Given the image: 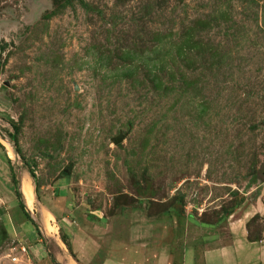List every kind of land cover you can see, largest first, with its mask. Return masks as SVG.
I'll return each mask as SVG.
<instances>
[{
	"label": "rangeland",
	"instance_id": "374dc122",
	"mask_svg": "<svg viewBox=\"0 0 264 264\" xmlns=\"http://www.w3.org/2000/svg\"><path fill=\"white\" fill-rule=\"evenodd\" d=\"M63 1L0 0V176L9 156L23 192L35 171L42 252L87 225L95 262L120 244L206 264L236 212L262 238L264 0ZM11 190L0 264H40Z\"/></svg>",
	"mask_w": 264,
	"mask_h": 264
},
{
	"label": "crops",
	"instance_id": "0c3cea01",
	"mask_svg": "<svg viewBox=\"0 0 264 264\" xmlns=\"http://www.w3.org/2000/svg\"><path fill=\"white\" fill-rule=\"evenodd\" d=\"M11 178L12 175L10 166L9 163H7V168L4 170L3 177L0 176V205L6 203V201L9 200L8 197H13L11 190L13 182ZM47 212L49 214L52 213L49 211ZM258 212L261 214V209H258ZM238 213L239 212H236L231 215L234 216V219H232L231 216L229 217L227 234L224 237L219 238L218 241H215L216 244H209L204 250V259L208 262L207 263L205 261L206 264H264V236L259 239L250 237V233L246 225L249 219L245 217L244 213H242V215H238ZM90 222L92 225L93 222ZM23 223L24 222L21 224L23 225ZM52 223L53 222L50 224L52 225ZM44 225L47 226L46 223H44ZM97 226L98 225L95 227ZM92 228L93 227H87V225H81L78 231L72 235V242L74 245H77L74 249L72 246L74 255L68 251V248L65 247L64 242H62L64 247L58 243L59 246L57 247L53 257H50L49 251L51 250L48 248H46V250L44 249L45 251L42 252V248L45 247V242L44 239L40 237L38 231H35L32 241L34 244H30L29 246V250L33 253V257L30 258H33V261H37L40 264H50L49 262H53L54 264H169V256L162 255L161 251H158L159 254L156 258H151L150 256L145 262H136V260L130 262L125 259L124 255L132 254L135 259L137 257L142 258L141 253L143 250L140 246H122L120 244H111L109 246L110 248L103 249V251L106 252V258L102 263L95 262V257L100 251L98 242H102L100 239L96 238L94 229ZM88 229L91 230V232H88ZM99 229L100 228H98V230ZM44 237H46V235H44ZM83 241L85 243V248L83 247ZM93 242L96 243L97 246H94ZM73 243L71 244L73 245ZM117 250L119 251V255L116 254ZM143 254L145 255L146 252ZM52 258L54 260H51ZM153 258L154 260H152ZM97 261L101 260L97 259Z\"/></svg>",
	"mask_w": 264,
	"mask_h": 264
},
{
	"label": "trees",
	"instance_id": "16d2710c",
	"mask_svg": "<svg viewBox=\"0 0 264 264\" xmlns=\"http://www.w3.org/2000/svg\"><path fill=\"white\" fill-rule=\"evenodd\" d=\"M71 3H72L71 0H64L63 3H62V5H67V4H71ZM184 37H185V38H184V40H183V43L186 44V45H189V44H190V40H193V36L191 35L190 32H187V33L184 35ZM184 44H182L181 47H183ZM184 49H185V48H183V52L185 51ZM12 125H13V128H14V130H15V133H12V134L10 133V134H9V137H10L12 140L17 141V139H18V138H17V133H18V130H19V124H17L16 122H14ZM7 161H8L9 166H10L11 175H12V178H11V179H12V182H13L14 187H15V193H16V196H17V198H18V200H19V205H20V207L22 208L23 212L25 213L27 219L30 220V221L34 224V226L36 227L38 233L41 235V230H40V228H39L38 223H37V222L35 221V219L31 216L30 211L28 210L27 205H26V203H25L24 200H23L24 195H23V192H22V190H21V188H20V186H19V179H18V177H17V175H16L15 168H14V166H13V164H12V159H11L9 156L7 157ZM28 169H29V172H30L31 177L33 178V180H34V182H35V186H34V187H35L36 198L38 199V201H41V194H40V187H41V186H40V183L38 182V180H37V178H36L35 171H34L30 166H28ZM47 207H49V209L51 208L50 206H47ZM51 211H52V210H51ZM52 213L55 215V217H56L58 220H60V218H58V216L56 215V213H55L54 211H52ZM232 213H234L233 210H227V211H226V215H227V217H229ZM62 240H63V242L65 243V245L67 246V248L69 249V251L74 255L73 250H72V244H71V242H69V241L67 240V238H66L65 235H63ZM53 260H54V259H53ZM54 262H55V261H54Z\"/></svg>",
	"mask_w": 264,
	"mask_h": 264
},
{
	"label": "bare ground",
	"instance_id": "6f19581e",
	"mask_svg": "<svg viewBox=\"0 0 264 264\" xmlns=\"http://www.w3.org/2000/svg\"><path fill=\"white\" fill-rule=\"evenodd\" d=\"M23 192L26 198V203L29 208H32L36 205V199L34 195L33 185L28 177L23 178Z\"/></svg>",
	"mask_w": 264,
	"mask_h": 264
},
{
	"label": "water",
	"instance_id": "95a60500",
	"mask_svg": "<svg viewBox=\"0 0 264 264\" xmlns=\"http://www.w3.org/2000/svg\"><path fill=\"white\" fill-rule=\"evenodd\" d=\"M125 134H120L117 137H114V142L115 143H119L123 138H124Z\"/></svg>",
	"mask_w": 264,
	"mask_h": 264
},
{
	"label": "built area",
	"instance_id": "2783aa9c",
	"mask_svg": "<svg viewBox=\"0 0 264 264\" xmlns=\"http://www.w3.org/2000/svg\"><path fill=\"white\" fill-rule=\"evenodd\" d=\"M21 250L24 252V251H26V246H24V245H22L21 247ZM17 259V257H14V260H16Z\"/></svg>",
	"mask_w": 264,
	"mask_h": 264
}]
</instances>
